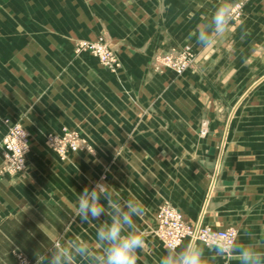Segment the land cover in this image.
<instances>
[{"label":"crops","instance_id":"obj_1","mask_svg":"<svg viewBox=\"0 0 264 264\" xmlns=\"http://www.w3.org/2000/svg\"><path fill=\"white\" fill-rule=\"evenodd\" d=\"M220 2L0 0V139L7 119L75 127L114 145L122 158L115 188L146 209L135 218L146 239L137 264H160L166 254L149 232L163 203L191 226L233 228L240 242H264V0H248L227 38L201 49L190 33ZM59 24H83L86 38L105 33L118 73L75 55L70 41L61 46ZM184 44L197 52L195 70L179 78L151 70L154 55ZM203 122L208 132L200 136ZM61 171L49 151L33 148L23 174H0V264H15L20 253L36 264L50 246L46 234L94 242L109 218L73 221L91 184Z\"/></svg>","mask_w":264,"mask_h":264},{"label":"clouds","instance_id":"obj_2","mask_svg":"<svg viewBox=\"0 0 264 264\" xmlns=\"http://www.w3.org/2000/svg\"><path fill=\"white\" fill-rule=\"evenodd\" d=\"M233 8L230 0H221L211 18L197 25L189 38L195 36L201 49L216 47L232 31ZM246 35L242 34L241 39ZM103 179L91 188H83L72 212L73 221L76 217L86 223L104 215L109 218L99 223L94 242L80 236L62 239V235L50 240L45 233L50 246L43 254L36 253V264H137L138 251L144 249L146 239L135 218L143 216L146 209L139 200L121 196ZM206 248L211 256L206 257ZM164 249L166 254L160 264H208L209 260L230 256H235L240 264H264V242L243 243L231 232H211L187 242L172 236L164 242Z\"/></svg>","mask_w":264,"mask_h":264},{"label":"rangeland","instance_id":"obj_3","mask_svg":"<svg viewBox=\"0 0 264 264\" xmlns=\"http://www.w3.org/2000/svg\"><path fill=\"white\" fill-rule=\"evenodd\" d=\"M247 1L248 0H233L231 2L234 4L233 11L235 13L233 23H236L241 19ZM70 25L72 28L69 27V24H59L61 46L66 45V43L70 41L75 55L87 54L96 59L102 68L108 70L112 74L118 73L119 69H121V61L119 60L116 49L105 33L98 34L95 38H86L82 35V28H78L79 25L81 26L83 24ZM77 33H79V35ZM149 65L151 70L157 74L171 71L177 78H179L186 72L195 70L197 66V52L190 44H184L182 46L173 47L161 54L154 55L151 58ZM4 123L6 125V131L0 139V164L1 153L4 151L3 139L8 135L13 134V128H20L25 133V140H20L18 137L14 136L15 150L17 149V146H20L22 147V153L11 166L2 168L0 174H23L26 170L27 158L31 149L38 148L49 151L61 166V170L65 172H68L69 170L72 172L77 181L89 182L91 187H93L94 183L100 181L101 177H103L104 183L115 187L116 161L117 159L121 160L122 158H118L114 155L115 146L110 145L109 142L95 140L93 134L85 135L79 128L66 125H60L58 128L53 129L46 125H32L27 127L19 122H10L7 119L4 120ZM207 132V124L205 122L201 123L199 135L205 136ZM89 135L92 138H90ZM106 150H109L112 155L106 156ZM10 153H12V151ZM162 205H167L173 208L167 203L159 205L158 208ZM158 208L154 213L155 225H152L151 230L149 227V232L160 240L156 234L157 225L155 220V214ZM173 209L177 211L175 208ZM177 212L181 215L179 211ZM181 217L183 219L182 215ZM184 222L191 226L185 220ZM198 226L200 228L207 227L200 224L191 227L195 228ZM188 239L189 238L185 240ZM17 255L24 256L21 253ZM24 257L29 260L26 256ZM29 262L34 264L30 260Z\"/></svg>","mask_w":264,"mask_h":264},{"label":"built area","instance_id":"obj_4","mask_svg":"<svg viewBox=\"0 0 264 264\" xmlns=\"http://www.w3.org/2000/svg\"><path fill=\"white\" fill-rule=\"evenodd\" d=\"M13 134L8 135L3 139L4 151L1 153V164L0 170L2 168H7L11 166L18 158V156L22 153V147L17 146L15 150L14 146V136L18 137L20 140H25V133L18 127L12 129ZM12 151V153H10ZM156 220V234L159 239L164 243L172 236H177L182 238L183 240L189 239H200L204 237L206 234L211 232H231L236 234V231L233 228H227L225 230H216L213 231L210 228H200L191 227L187 225L182 219L181 215L175 211L173 208L162 205L158 208L155 214ZM15 264H32L22 255L16 256Z\"/></svg>","mask_w":264,"mask_h":264}]
</instances>
